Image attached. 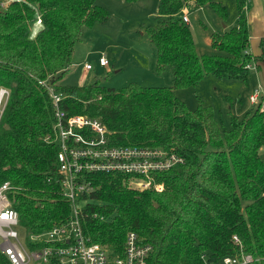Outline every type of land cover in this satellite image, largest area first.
<instances>
[{"label": "trees", "instance_id": "1", "mask_svg": "<svg viewBox=\"0 0 264 264\" xmlns=\"http://www.w3.org/2000/svg\"><path fill=\"white\" fill-rule=\"evenodd\" d=\"M234 1L237 25L211 37L222 55L199 56L183 11L209 6L225 23L228 8L218 0H160L157 24L144 34L157 72L169 70L173 85L132 83L118 90L100 81L61 85L85 30L109 21L97 0H12L0 7V89L9 92L0 121V185L12 186L21 228L42 234L71 216L60 183L55 107L42 84L48 81L65 96L67 115L100 119L115 145L163 148L186 159L156 175L161 192H138L124 175H95L98 190L83 198L85 211L105 217L83 223L93 243L122 254L135 232L153 249L150 264H217L249 255L251 264H264V114L253 106L244 119L232 116L227 130L212 107L191 110L177 96L210 74L247 80V66L257 60L249 52L246 0ZM261 49L264 61V40ZM0 264H11L1 251Z\"/></svg>", "mask_w": 264, "mask_h": 264}, {"label": "built area", "instance_id": "2", "mask_svg": "<svg viewBox=\"0 0 264 264\" xmlns=\"http://www.w3.org/2000/svg\"><path fill=\"white\" fill-rule=\"evenodd\" d=\"M12 0H3L2 9H6ZM253 0H246V9ZM183 21L189 25L188 15ZM102 68L109 66L105 57L100 58ZM248 65L247 69H252ZM92 66L86 64V70ZM42 84L48 90L55 107V136L59 145L58 162L60 165V183L63 196L71 206L69 221L42 234L30 235L27 244H23L16 231L20 227V217L12 208L9 194L12 186L9 182L0 185V251L11 264H150L153 249L140 242L137 233L130 232L124 244L122 254L113 249L93 243L86 235L83 223L88 218L104 220L101 214L85 211V196L95 193L93 177L97 174L124 175L129 179V187L144 192L157 190L164 186L156 182V175L184 165L186 159L163 148L117 146L100 119L86 115H67L61 104L65 96L48 81ZM3 101L0 118L9 98L6 89H0ZM251 105L264 114V87L259 86L249 96ZM264 153V148L262 150ZM235 241L239 242L235 237ZM42 245V247L40 246ZM254 258L226 257L223 264H251Z\"/></svg>", "mask_w": 264, "mask_h": 264}, {"label": "rangeland", "instance_id": "3", "mask_svg": "<svg viewBox=\"0 0 264 264\" xmlns=\"http://www.w3.org/2000/svg\"><path fill=\"white\" fill-rule=\"evenodd\" d=\"M218 1L229 11V18L225 23L209 6L198 10H186L190 20L188 26L192 30L199 56L222 55L211 46V37L237 25L238 11L235 1ZM97 3L108 11L109 21L85 30L82 43L78 44L79 47L77 46L75 51L72 68L61 84L77 87L100 81L101 85L116 90L132 83L146 87L172 86L169 70L161 74L157 72L155 49L144 34L147 27L157 24L160 0H141L137 3L97 0ZM39 28V24L34 26L33 36ZM101 56L108 60L109 66L105 68L99 66ZM86 64H90L93 71H87ZM252 66L246 81L210 74L194 87L177 90V96L191 110L197 109L201 103L212 107L221 126L229 130L232 116L244 119L254 111V107L249 105L248 98L259 84L251 77L256 70L255 65ZM2 125L3 122L0 127ZM16 231L21 242L27 244L30 240L27 231L21 227L16 228Z\"/></svg>", "mask_w": 264, "mask_h": 264}, {"label": "crops", "instance_id": "4", "mask_svg": "<svg viewBox=\"0 0 264 264\" xmlns=\"http://www.w3.org/2000/svg\"><path fill=\"white\" fill-rule=\"evenodd\" d=\"M183 14H186L189 16V14L186 12V10H184ZM247 15H248V27H249V31L251 34L250 35L249 52L257 60V62H255V69L256 70H254V69H253L254 71L252 70L254 72V74H253V76L251 75V77L255 79V82H258L259 86L264 87V61L258 60V58L263 53V51L261 49V41L264 40V0H253V2L249 5ZM80 43H82V41ZM210 44H211V40H210ZM77 46L75 48V51L79 47V46L78 47ZM74 55H75V53H74ZM101 58H102V56H101ZM71 68H72V66L69 68V72H70ZM85 69H86V66H85ZM87 71H93V67L91 70H87ZM86 74L88 75V73H86ZM66 76H65V78H66ZM64 79H63V81H64ZM61 85H63V84H61ZM90 85H91V83H90ZM248 102H249V98H248ZM249 105L253 106L250 104V102H249Z\"/></svg>", "mask_w": 264, "mask_h": 264}, {"label": "bare ground", "instance_id": "5", "mask_svg": "<svg viewBox=\"0 0 264 264\" xmlns=\"http://www.w3.org/2000/svg\"><path fill=\"white\" fill-rule=\"evenodd\" d=\"M2 101H3V96L0 95V107H1Z\"/></svg>", "mask_w": 264, "mask_h": 264}]
</instances>
